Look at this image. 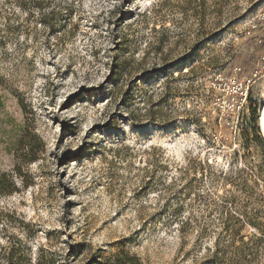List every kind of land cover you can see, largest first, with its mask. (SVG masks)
<instances>
[{
	"label": "rangeland",
	"instance_id": "374dc122",
	"mask_svg": "<svg viewBox=\"0 0 264 264\" xmlns=\"http://www.w3.org/2000/svg\"><path fill=\"white\" fill-rule=\"evenodd\" d=\"M41 1L0 0V264H244L222 219L228 190L264 213V0Z\"/></svg>",
	"mask_w": 264,
	"mask_h": 264
},
{
	"label": "trees",
	"instance_id": "16d2710c",
	"mask_svg": "<svg viewBox=\"0 0 264 264\" xmlns=\"http://www.w3.org/2000/svg\"><path fill=\"white\" fill-rule=\"evenodd\" d=\"M21 5L32 6L40 8L43 6L41 0H21ZM260 143L264 149V139L259 138ZM239 183L237 189L240 191L246 190L242 187H248L247 183ZM264 198V195L262 196ZM224 209L227 211L226 216L222 219V224L226 230L225 234L230 241H234L238 235L241 234L242 230L247 226L255 229V233L252 235L249 241H245L243 237L240 239L239 251L242 253L241 262L249 263L251 259H248L246 253L253 255L257 253L262 243H264V213L256 208L247 209L240 203L239 197L235 191L228 190V194L224 197ZM219 242L217 243V247ZM244 255V256H243ZM128 263L136 264L135 259H127ZM217 261V257L213 259V262ZM244 263V264H245Z\"/></svg>",
	"mask_w": 264,
	"mask_h": 264
},
{
	"label": "built area",
	"instance_id": "2783aa9c",
	"mask_svg": "<svg viewBox=\"0 0 264 264\" xmlns=\"http://www.w3.org/2000/svg\"><path fill=\"white\" fill-rule=\"evenodd\" d=\"M248 35L255 40L258 44L264 45V7L258 12L257 16L250 21L247 26ZM264 59V58H263ZM251 81L242 80L238 76L231 77L230 80L221 82L219 85L220 89L232 90L235 95L239 92V89H246L243 101L247 104L249 101L248 89H250ZM222 87V88H221ZM240 100H237L235 104H238ZM245 104V105H246ZM241 105L239 108H242Z\"/></svg>",
	"mask_w": 264,
	"mask_h": 264
},
{
	"label": "bare ground",
	"instance_id": "6f19581e",
	"mask_svg": "<svg viewBox=\"0 0 264 264\" xmlns=\"http://www.w3.org/2000/svg\"><path fill=\"white\" fill-rule=\"evenodd\" d=\"M261 121H262V124L263 126L262 127V131H263V134H264V114L261 116Z\"/></svg>",
	"mask_w": 264,
	"mask_h": 264
},
{
	"label": "water",
	"instance_id": "95a60500",
	"mask_svg": "<svg viewBox=\"0 0 264 264\" xmlns=\"http://www.w3.org/2000/svg\"><path fill=\"white\" fill-rule=\"evenodd\" d=\"M263 132V131H262ZM263 134V133H262ZM263 137H264V134H263Z\"/></svg>",
	"mask_w": 264,
	"mask_h": 264
}]
</instances>
